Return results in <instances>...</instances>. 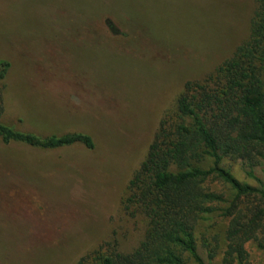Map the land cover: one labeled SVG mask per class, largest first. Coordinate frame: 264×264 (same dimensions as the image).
<instances>
[{"label":"rangeland","instance_id":"1","mask_svg":"<svg viewBox=\"0 0 264 264\" xmlns=\"http://www.w3.org/2000/svg\"><path fill=\"white\" fill-rule=\"evenodd\" d=\"M257 7V0H0V60L10 64L0 121L40 136L82 132L94 143L38 149L0 140V264H77L98 248L137 247L147 220L123 209L128 181L184 82L232 56ZM221 165L242 183L263 180L262 158L226 157ZM207 185L223 195L218 206H229L225 183ZM238 201L229 215L215 209L197 220L205 264H221L230 244H240L241 264H264V233L228 239L231 218L255 206L251 197Z\"/></svg>","mask_w":264,"mask_h":264},{"label":"trees","instance_id":"2","mask_svg":"<svg viewBox=\"0 0 264 264\" xmlns=\"http://www.w3.org/2000/svg\"><path fill=\"white\" fill-rule=\"evenodd\" d=\"M257 1L248 39L209 74L184 82L128 181L123 209L131 215H144L143 239L131 252L104 253L98 248L83 255L77 264H187L186 255L194 264H205L194 237L197 220L215 209L231 214L241 197H251L255 206L231 218L228 239L264 233V171L257 187L240 182L221 165L226 157L248 164L256 158L264 160V0ZM9 65L0 60V85ZM2 113L0 98V117ZM0 140L38 149L74 144L94 147L86 133L40 136L1 121ZM212 180L225 183L233 192L225 209L218 206L224 202L223 195L207 185ZM239 245L228 246L221 264H235V260L241 264ZM260 246L264 248V242Z\"/></svg>","mask_w":264,"mask_h":264}]
</instances>
